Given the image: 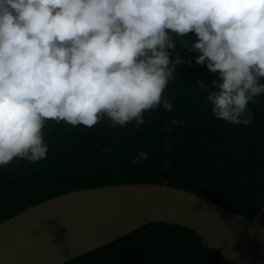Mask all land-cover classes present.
Masks as SVG:
<instances>
[{
  "label": "clouds",
  "instance_id": "obj_1",
  "mask_svg": "<svg viewBox=\"0 0 264 264\" xmlns=\"http://www.w3.org/2000/svg\"><path fill=\"white\" fill-rule=\"evenodd\" d=\"M183 49L216 76L198 81L203 107L250 125L264 96V0H0V168L45 159L49 122L140 129L145 112H170L164 92L178 65L191 67Z\"/></svg>",
  "mask_w": 264,
  "mask_h": 264
},
{
  "label": "trees",
  "instance_id": "obj_2",
  "mask_svg": "<svg viewBox=\"0 0 264 264\" xmlns=\"http://www.w3.org/2000/svg\"><path fill=\"white\" fill-rule=\"evenodd\" d=\"M188 39L190 45L195 42L194 35ZM196 55L181 50V59L191 67L178 65L164 92L166 98H174L173 109L145 112L140 129L134 124L109 129L107 121L90 130L49 122L44 129L49 146L45 159L14 160L0 168V223L68 192L131 183H166L254 219L264 208V96L249 105L255 119L248 126L215 119L210 106L203 107L207 92L197 84L216 76L195 63ZM172 119L187 123L169 134L165 128ZM140 151H147L149 158L132 164ZM65 264L227 263L195 230L157 222Z\"/></svg>",
  "mask_w": 264,
  "mask_h": 264
},
{
  "label": "water",
  "instance_id": "obj_3",
  "mask_svg": "<svg viewBox=\"0 0 264 264\" xmlns=\"http://www.w3.org/2000/svg\"><path fill=\"white\" fill-rule=\"evenodd\" d=\"M263 216L166 183L81 189L0 223V264H65L157 222L195 230L227 264H264Z\"/></svg>",
  "mask_w": 264,
  "mask_h": 264
}]
</instances>
